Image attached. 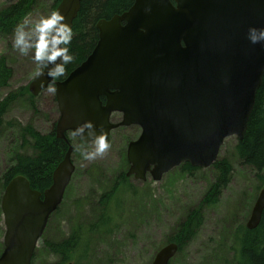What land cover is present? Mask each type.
Wrapping results in <instances>:
<instances>
[{"label": "water", "instance_id": "1", "mask_svg": "<svg viewBox=\"0 0 264 264\" xmlns=\"http://www.w3.org/2000/svg\"><path fill=\"white\" fill-rule=\"evenodd\" d=\"M80 5L81 0H61L55 10L72 27ZM250 26L264 27V0H134L123 13L97 21L91 53L55 82V134L68 148L51 185L41 193L17 175L2 193L0 264H31L74 173L67 133L86 120L107 137L119 127H139L126 148V176L142 181L148 174L158 181L183 163L211 167L227 138L242 139L264 74V44L249 42ZM44 72L29 83L32 96L47 88L51 78ZM114 113L121 115L117 122ZM75 137L92 142L87 130ZM263 210L264 188L251 208L248 229L259 225ZM177 251L170 242L151 264H169Z\"/></svg>", "mask_w": 264, "mask_h": 264}, {"label": "rangeland", "instance_id": "2", "mask_svg": "<svg viewBox=\"0 0 264 264\" xmlns=\"http://www.w3.org/2000/svg\"><path fill=\"white\" fill-rule=\"evenodd\" d=\"M12 1L14 0H0V6ZM52 3L53 0H38L26 17L36 18L51 11ZM12 39L13 31L7 37L0 35V57H5L12 68L8 85L0 88V100L9 92H17L29 85L36 69L30 56H21L13 49ZM54 96L55 93L48 92L47 88L41 91L35 97L38 112L32 110L26 97H19L12 102L0 126V173L8 163L7 152L14 143L18 126L33 122L38 131L45 133L57 121L59 111ZM119 119L118 114L112 116L115 122ZM139 131V127L135 125L112 131L108 138L111 148L103 157L92 161L83 160L80 150H91L93 143H82L72 133L68 134L73 146L71 158L75 173L66 188L63 202L51 215L46 230L38 241L33 264H49L55 258L53 254L43 250L44 239L60 240L71 232L77 222L83 225L94 222L98 196L114 175L122 169H128V163L125 166L123 160L127 147L125 141L137 138ZM235 140V137L227 138L219 153L220 157H226L232 164L230 182L221 191L216 204L202 206L201 227L184 249L172 258L170 264L231 262L234 255L232 233L243 223L244 204L253 194L254 186L252 170L240 163L234 155ZM213 179L214 170L211 167L200 168L191 173L177 167L158 181H154L149 174L144 181L129 177L132 187L122 196L118 218L108 233L91 237L87 256L80 264H151L157 251L165 245V239L174 232L186 212L199 206ZM259 191L260 189L257 195ZM115 210L113 206L109 209L111 219L116 217ZM4 231L1 218L0 241Z\"/></svg>", "mask_w": 264, "mask_h": 264}, {"label": "trees", "instance_id": "3", "mask_svg": "<svg viewBox=\"0 0 264 264\" xmlns=\"http://www.w3.org/2000/svg\"><path fill=\"white\" fill-rule=\"evenodd\" d=\"M61 0H53L50 10L56 9ZM134 0H81L80 9L73 20V39L69 48L74 61L66 66L65 75L57 80H63L75 67L82 63L91 53L98 39L96 23L100 19H110L115 14L126 11ZM38 0H14L0 6V35L9 36L16 25L32 11ZM12 76V68L7 64L5 57H0V88L6 87ZM19 97H26L34 112H38L35 97L28 91V85L17 92H9L0 100V126L12 102ZM55 98V96H54ZM56 121L49 131H38L33 122L18 126L15 130L14 143L7 154L8 163L0 173V201L8 182L17 175L25 176L32 189L43 193L52 183V173L67 151L68 144L56 137ZM119 129V128H118ZM131 140H126L125 144ZM233 152L240 163L248 166L253 172V194L244 204L243 223L239 224L232 233L234 255L229 264H264V210L259 225L255 229H247L244 222L247 220L252 204L259 189L264 187V74L262 82L255 96V103L247 121L242 139L236 138ZM125 166L126 156L123 157ZM180 169L191 173L200 168L183 163ZM211 168L214 170V179L210 182L199 206L189 209L176 229L165 239V244L175 242L178 245L177 253L196 235L203 222L204 204L214 205L218 202L221 191L231 180L233 167L226 157L218 156ZM125 169L107 182L106 188L98 196L94 222L83 225L74 224L71 232L60 240H43V250L55 256L49 264H80L87 256L89 240L95 234H106L111 230L113 222L118 218L121 210L122 196L132 185L128 181ZM66 194V193H65ZM65 197V196H64ZM116 208L115 218L111 219L110 207ZM2 213L0 209V222ZM49 221V220H48ZM48 224V223H47ZM47 227V226H46ZM46 230V229H45ZM45 232V231H44ZM44 234V233H43ZM3 243L0 241V254ZM36 259V249L31 264ZM171 263V261H170ZM169 263V264H170Z\"/></svg>", "mask_w": 264, "mask_h": 264}, {"label": "clouds", "instance_id": "4", "mask_svg": "<svg viewBox=\"0 0 264 264\" xmlns=\"http://www.w3.org/2000/svg\"><path fill=\"white\" fill-rule=\"evenodd\" d=\"M171 3V0H168ZM179 2V0H177ZM150 12L151 8H146ZM146 31L145 28L141 29ZM247 38L251 44H264V27L250 26ZM73 39V29L66 18L58 10H51L40 14L36 18L25 17L13 30L12 47L21 56H30L35 63V77L45 75L51 79L47 83V91L56 93L55 82L65 75L66 66L74 61L69 45ZM96 125L86 120L73 130V135L83 136L88 132L94 147L91 150L81 149L83 160L92 161L103 157L111 148L107 134L101 130L97 132Z\"/></svg>", "mask_w": 264, "mask_h": 264}, {"label": "flooded vegetation", "instance_id": "5", "mask_svg": "<svg viewBox=\"0 0 264 264\" xmlns=\"http://www.w3.org/2000/svg\"><path fill=\"white\" fill-rule=\"evenodd\" d=\"M101 100L103 101V102H105V100H106V98L104 97V96H102L101 97ZM119 115V117H121V115L120 114H118ZM69 133H67V135H68ZM127 160V159H126ZM127 163H128V161H127ZM128 166H129V163H128ZM74 167H75V165H74ZM74 173H75V169H74ZM133 177V176H132Z\"/></svg>", "mask_w": 264, "mask_h": 264}, {"label": "bare ground", "instance_id": "6", "mask_svg": "<svg viewBox=\"0 0 264 264\" xmlns=\"http://www.w3.org/2000/svg\"><path fill=\"white\" fill-rule=\"evenodd\" d=\"M245 226H246V223H245ZM247 228V227H246ZM248 229V228H247ZM253 229H255V228H253ZM251 230V229H250Z\"/></svg>", "mask_w": 264, "mask_h": 264}]
</instances>
